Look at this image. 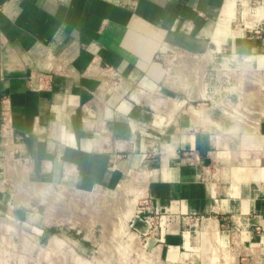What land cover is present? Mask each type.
I'll list each match as a JSON object with an SVG mask.
<instances>
[{
	"label": "crops",
	"instance_id": "crops-1",
	"mask_svg": "<svg viewBox=\"0 0 264 264\" xmlns=\"http://www.w3.org/2000/svg\"><path fill=\"white\" fill-rule=\"evenodd\" d=\"M262 19L264 0H0V214L23 218L22 184L128 189L160 263L264 264ZM241 100L254 127L223 113Z\"/></svg>",
	"mask_w": 264,
	"mask_h": 264
},
{
	"label": "rangeland",
	"instance_id": "rangeland-1",
	"mask_svg": "<svg viewBox=\"0 0 264 264\" xmlns=\"http://www.w3.org/2000/svg\"><path fill=\"white\" fill-rule=\"evenodd\" d=\"M174 55L176 73L182 55ZM20 194L23 218L0 214V264H162L132 225L143 198L128 189L83 193L34 183Z\"/></svg>",
	"mask_w": 264,
	"mask_h": 264
},
{
	"label": "built area",
	"instance_id": "built-area-1",
	"mask_svg": "<svg viewBox=\"0 0 264 264\" xmlns=\"http://www.w3.org/2000/svg\"><path fill=\"white\" fill-rule=\"evenodd\" d=\"M252 32L254 34H261L264 32V19H262L256 24ZM223 113H225L226 115L230 117H234L237 121L245 125H248L250 127H254L256 124L255 121L251 119L252 118L251 115L254 114V110H252L247 104L243 103L242 100L241 102L237 103V105L235 106L224 107ZM156 149L157 147L155 146L153 150L155 151ZM141 203L142 204L135 211L132 225L135 223L134 222L135 220H143L148 225L149 231L151 232L156 231L158 228L159 219H160L159 213L155 211L154 213L144 215V212L147 210V206H148L147 199L144 198ZM184 219L186 220L187 223H190V224H193V223L195 224L197 220V218H192L191 216H186ZM134 228H135V225H134Z\"/></svg>",
	"mask_w": 264,
	"mask_h": 264
},
{
	"label": "bare ground",
	"instance_id": "bare-ground-1",
	"mask_svg": "<svg viewBox=\"0 0 264 264\" xmlns=\"http://www.w3.org/2000/svg\"><path fill=\"white\" fill-rule=\"evenodd\" d=\"M44 190H45V191H47V193H48V194H50V195H52V194H53V192H52V193H50V192H49V190H47L46 188H44ZM44 195H45V194H44ZM53 195H54V194H53ZM58 240H59V239H58ZM61 242H63V241H61ZM52 243H53V242H52ZM64 244H65V243H64Z\"/></svg>",
	"mask_w": 264,
	"mask_h": 264
}]
</instances>
